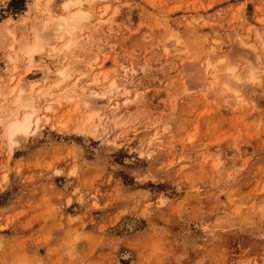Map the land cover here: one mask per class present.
Returning <instances> with one entry per match:
<instances>
[{
	"label": "rangeland",
	"instance_id": "rangeland-1",
	"mask_svg": "<svg viewBox=\"0 0 264 264\" xmlns=\"http://www.w3.org/2000/svg\"><path fill=\"white\" fill-rule=\"evenodd\" d=\"M66 1L0 0V264H264V0H82L68 55Z\"/></svg>",
	"mask_w": 264,
	"mask_h": 264
},
{
	"label": "bare ground",
	"instance_id": "bare-ground-1",
	"mask_svg": "<svg viewBox=\"0 0 264 264\" xmlns=\"http://www.w3.org/2000/svg\"><path fill=\"white\" fill-rule=\"evenodd\" d=\"M81 2H82V0H68L65 2V4H68V7L65 8L66 9L65 12H63L59 16H55V15L49 16L43 21V24H50V26H51L50 28L52 30L51 31L52 37H58V38H53V39L58 40L60 38H65V35H68V37H66L65 40L62 43H60V45H56V44L53 45V49L55 51L57 50V52L66 53V52L70 51L72 49V46L76 43L75 42V40H76L75 33H76L77 29L81 28L84 25L85 20L89 18L88 12L86 10L82 9L81 7H78L77 9L72 11V9H71L72 6L81 5ZM115 11L117 12V10H115ZM69 44L71 45L70 48L68 47ZM45 47H46L45 43L42 41V39L38 35H36L34 40L31 41L30 43L22 45L25 56H27V58L31 62L34 60L36 53L43 51L45 49ZM102 63H105V62L102 61ZM207 66H208V69L211 68L210 69L211 73L216 78L219 74V71L217 69L218 68L217 62L216 61H208ZM228 68H230V67H228ZM102 72L100 70H98L97 72H94L92 74L93 75V77H92L93 83L95 82L97 84V83L103 82L104 80L107 79L108 74L106 72L105 73H102ZM57 75H59L60 78L66 77L67 76L66 66H62V67L58 68L57 69ZM49 76H51V74H49V75L46 74V76H44V77L46 78ZM58 83L59 82L55 81L54 84H51L47 89L42 90L41 93L42 94L52 93V87L54 85H57ZM115 83H116V81L113 79L112 85ZM18 84L21 86V82H19ZM15 89H16V86L12 88V93L17 92V94L15 95V98L13 99V103L15 106H14L13 110L11 109L12 110V111H10L11 114L7 118L1 117L4 120L3 123L5 126L6 135H7L8 139L11 141V143H15L17 137H21L19 135H28L32 132H35L36 130L39 129L40 125H42L41 124L42 122L47 121L49 119V117L46 114H45L46 116L43 115L44 117H41L37 113L38 106H36V104H35L36 99L34 98V96L31 92H29L28 94H24L23 93V91H24L23 87H20L18 90H15ZM127 91L128 90H126V92ZM129 92H130V90H129ZM139 94H140V92H139ZM136 95H137L136 96L137 98L134 99L133 101L137 104L139 102V100L141 99V96H138V93ZM86 98L83 99L84 106L87 107L88 110H92L87 116L88 120H92L95 118L96 115H99V113L96 109L94 111L92 109V107H90L88 105V100H86ZM47 100L50 101L51 98L49 97V98H47ZM52 101H53V98H52ZM77 104H78V102H77ZM129 106L128 107L126 106L125 108L128 109ZM45 107L48 110V109L52 108V105L47 104V106H45ZM117 108L118 107H115L112 110H110L111 112L109 114H107V116L111 117V118H116L122 112V110L120 111ZM130 108H131V106H130Z\"/></svg>",
	"mask_w": 264,
	"mask_h": 264
},
{
	"label": "snow or ice",
	"instance_id": "snow-or-ice-1",
	"mask_svg": "<svg viewBox=\"0 0 264 264\" xmlns=\"http://www.w3.org/2000/svg\"><path fill=\"white\" fill-rule=\"evenodd\" d=\"M64 7L67 8L68 7V4H65ZM49 37L50 38H58V37H52V34L51 33H49ZM68 47L70 48L71 45L69 44ZM262 71H264V69H262ZM249 78L250 79L253 78L252 74H249Z\"/></svg>",
	"mask_w": 264,
	"mask_h": 264
}]
</instances>
